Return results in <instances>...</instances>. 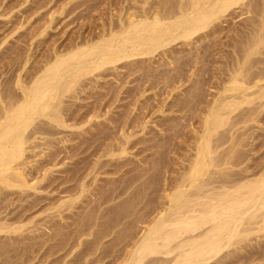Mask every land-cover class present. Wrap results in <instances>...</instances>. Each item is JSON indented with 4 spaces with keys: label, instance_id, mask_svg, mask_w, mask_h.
<instances>
[{
    "label": "rangeland",
    "instance_id": "374dc122",
    "mask_svg": "<svg viewBox=\"0 0 264 264\" xmlns=\"http://www.w3.org/2000/svg\"><path fill=\"white\" fill-rule=\"evenodd\" d=\"M141 1L0 0V94L20 93L16 81L30 85L57 54L110 36ZM260 3L264 0H245L194 43L179 40L80 76L64 98L74 128L38 135L49 139L37 140V156L29 153L35 189L0 192V264H123L159 213L179 206L173 197L178 191L188 194L194 185L228 170L237 178L264 172V108L259 107L264 91L261 101L252 97L264 88V44L250 57L245 54L253 39L252 22L261 19ZM27 54L31 58L25 64ZM241 91L252 95L250 100L229 114L226 124L207 127L213 109L242 96ZM249 106L262 109L243 120L239 115ZM237 117L239 122L231 125ZM207 142L212 150L206 152ZM197 158L206 161V174L195 182ZM234 241L210 264H264V229Z\"/></svg>",
    "mask_w": 264,
    "mask_h": 264
},
{
    "label": "bare ground",
    "instance_id": "6f19581e",
    "mask_svg": "<svg viewBox=\"0 0 264 264\" xmlns=\"http://www.w3.org/2000/svg\"><path fill=\"white\" fill-rule=\"evenodd\" d=\"M244 1L245 0H143L140 6L134 7L137 11L131 13L127 23L124 22L120 24V26L117 24L119 27L116 31L111 29L110 36L106 37V35H104L93 43L87 40L85 41V45L80 46L79 44L78 46L77 44V47H74L65 54H57L54 60L51 59V61L47 62L40 74L37 75L30 85L27 84L26 86L24 85L25 83L22 84V79L20 78L17 81L15 80L16 85L21 90V92L19 91L20 93L14 91L10 92L12 90L9 89L10 91L8 94H0V192L4 189L12 190L14 188L35 189L36 184L30 183L33 177L29 180V176L31 175L29 170L33 162V160L29 159L31 157L29 153L32 152L34 153L33 156H37L38 153H35L36 149L41 147V143L37 140H45L48 138L38 135L52 136L62 134L64 129L74 126L71 125L72 123L69 124L68 120L70 118H67L69 113L66 112L68 109L64 106V98L67 96V93L70 92L71 88L80 81L79 78L81 75L84 74L83 76H86L85 73L102 69L107 65L120 63L124 59L137 56H148L149 54L156 53L161 48H167L174 42H180L179 40H185L187 43L188 41L194 43L196 39L199 40V38H196L197 35L212 25L218 27V23L220 24L219 21L221 20L222 22L223 17L230 15L234 7L243 6ZM138 2L139 0H135V3ZM256 6L258 7V5ZM262 6L264 7V4ZM259 11L261 19H258L259 22L258 20H253L255 23L252 22V25H256L253 26L255 27L252 32L253 37H251L253 39L249 40L252 41L249 46L250 48H248V51L245 53L247 57H250L256 52L259 45L264 44V8ZM51 21H53V17ZM24 22L26 21L24 20ZM27 22H29V20ZM50 26L51 22L45 26L40 34L45 32ZM112 28L114 29V27ZM199 36L201 37V35ZM80 40H82V38ZM33 43L32 41L30 46H32ZM30 58V54H27L25 64L29 63ZM185 59L187 58L185 57ZM195 60L197 59L195 58ZM243 61H239L240 64H242L241 66L246 65V59ZM176 74L179 75L178 77H181L183 72L178 71ZM169 77L172 80L170 75ZM164 78L161 79L163 80ZM173 78L175 79V77ZM170 79L168 80L170 81ZM234 81H237V79L235 78ZM260 91L262 93L264 88ZM261 93H258V96H260L258 97L257 95L252 96L244 91L241 94L242 96H239L242 98L240 100L239 97H234L227 101L223 100L224 102H222L219 107L214 108L211 115L207 118V127L209 125V127L211 126L210 129H216L224 123L226 124V121H229L230 118L229 114H232L235 110L240 108L242 102H248L251 96L257 97V100L261 99V97H263V93ZM255 98L252 100H255L256 103L257 100ZM261 104L262 106L259 105V107L264 108V104L262 102ZM253 108L247 109L248 112H246V110L245 112L244 110L241 111L244 113L240 114L239 117L243 120L251 119L253 114L262 109H256L255 106ZM75 112L77 111L75 110L74 113ZM74 113H72L73 116ZM83 115L84 114H82V116ZM42 117L47 119L46 122L38 123L37 120ZM239 117L233 120L231 125L237 124V122H239L237 120ZM61 139H64V137ZM64 142L65 141H63V143ZM45 143L46 141L44 144ZM206 144L207 145L203 146L204 149L212 150L208 142ZM203 151L201 149L199 151V154L201 153L200 157L202 158L205 157L202 155ZM58 152H60V149ZM218 158L220 157H217V159ZM223 159L224 158H221L222 164L225 162ZM221 160L218 159V161ZM231 162L232 161L229 163ZM196 163L197 168L192 174L195 179L193 181L195 182L197 180L199 181V179L206 174V161L197 158ZM34 166L33 164V167ZM38 167L40 168V164ZM27 168L29 169L27 170ZM244 169L246 170V168ZM49 171L47 169L45 172L47 176ZM228 171L225 173L220 172L221 174L217 176L216 173L214 177L210 176L207 182L202 181L203 183L194 185L195 190L191 191L192 193L189 191L188 194H186V192L183 191L185 187L181 184L180 187L183 190L180 189L181 191H178V193L173 196L175 200L179 201V206L170 213L166 211L159 213L153 223L147 227L143 235L136 241L135 247L133 246L134 249L130 251L129 257L125 259L123 264H210L213 262L212 259L214 260V258L221 255L226 249L234 245V240L238 236L246 232L263 230L264 172L252 178L245 177V174H242V177L240 175L241 178H237L236 176L239 174L235 175L236 171L233 172L234 174ZM213 174L214 173H212V175ZM233 176L235 179L231 180ZM2 223L3 222L0 221V231L4 230ZM221 261L222 260L219 262L221 263Z\"/></svg>",
    "mask_w": 264,
    "mask_h": 264
}]
</instances>
